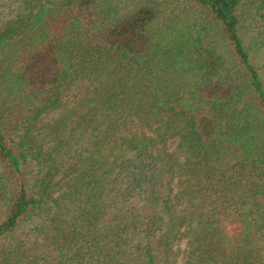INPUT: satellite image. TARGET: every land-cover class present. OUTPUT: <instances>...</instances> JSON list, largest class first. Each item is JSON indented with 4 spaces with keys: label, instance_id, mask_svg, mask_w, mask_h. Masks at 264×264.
Here are the masks:
<instances>
[{
    "label": "trees",
    "instance_id": "16d2710c",
    "mask_svg": "<svg viewBox=\"0 0 264 264\" xmlns=\"http://www.w3.org/2000/svg\"><path fill=\"white\" fill-rule=\"evenodd\" d=\"M0 264H264V0H0Z\"/></svg>",
    "mask_w": 264,
    "mask_h": 264
}]
</instances>
